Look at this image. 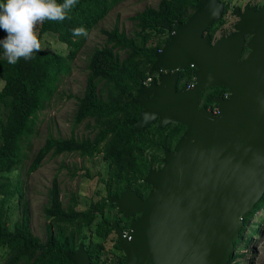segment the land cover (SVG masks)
Here are the masks:
<instances>
[{
    "label": "water",
    "instance_id": "obj_1",
    "mask_svg": "<svg viewBox=\"0 0 264 264\" xmlns=\"http://www.w3.org/2000/svg\"><path fill=\"white\" fill-rule=\"evenodd\" d=\"M200 2L155 53L151 72H169L142 84L131 101L143 108L127 119L135 131L156 119L159 128H186L174 150L165 149L163 165L145 176L152 187L145 198L127 187L111 199L126 216L140 213L127 233L113 225L124 264H229L244 217L264 195V5L235 8L236 31L213 41L205 32L222 18L224 3ZM187 67L196 69L193 87L179 85L178 70ZM218 86L228 97L215 99L216 111L202 106V92ZM65 254L72 264H92L84 244Z\"/></svg>",
    "mask_w": 264,
    "mask_h": 264
},
{
    "label": "trees",
    "instance_id": "obj_2",
    "mask_svg": "<svg viewBox=\"0 0 264 264\" xmlns=\"http://www.w3.org/2000/svg\"><path fill=\"white\" fill-rule=\"evenodd\" d=\"M121 1L78 0L69 13L70 19L38 25L42 43L44 35L52 33L66 45L65 53L43 47L32 60L21 59L15 65L0 56V78L4 81L0 89V264H72L65 252L76 251L91 234L97 238L91 239L90 249L101 251L112 232L104 221L95 224L96 209L102 210L110 205L114 193L112 187L107 188V196L101 201H92L87 208L78 207L79 196L75 192L64 206L58 174L53 178L44 207L47 220L45 240L32 229L27 201L22 203V216L13 223L9 210L12 200L24 198L23 182L18 179L13 184L11 178V173L25 156L23 143L34 132L40 111L57 92L63 76L71 73L73 61L87 39L83 35L74 36L72 29L83 26L90 34ZM201 6L200 0H160L157 6L148 5L131 17L134 28L130 35L118 23L112 29H102L106 42L96 47L89 58L87 84L83 95L77 97L74 115V126L87 119V127L92 133L81 138L75 134L70 137L49 135L36 152L28 172L40 168L49 154L57 157L75 152L83 157L102 154L111 168L110 179L120 186V190L131 185L133 180H143L158 153L163 152L164 147L171 149L185 126L173 123L159 128L154 122L135 131L127 119L138 117L142 109L131 101L141 84L153 76L150 68L156 59V51L169 41V35L178 24L184 23ZM6 35L0 29V39ZM195 74L196 69L190 67L182 76L194 81ZM227 92L222 86L205 89L201 94L202 106L216 108L215 99ZM150 154L154 160L149 158ZM76 170H70L73 176ZM263 208L264 195L244 217L245 225L235 247L242 240L251 239L259 229L252 219ZM91 250L88 252L92 257ZM236 257L235 254L229 264H235ZM114 258L112 264L126 261L124 254L114 253Z\"/></svg>",
    "mask_w": 264,
    "mask_h": 264
},
{
    "label": "rangeland",
    "instance_id": "obj_3",
    "mask_svg": "<svg viewBox=\"0 0 264 264\" xmlns=\"http://www.w3.org/2000/svg\"><path fill=\"white\" fill-rule=\"evenodd\" d=\"M159 1L123 0L114 6L106 17L90 32L73 61L71 73L63 76L57 92L46 104L45 108L40 111L34 132L23 143L25 156L23 161L19 163L18 168L11 173V178L13 184H16L18 179L23 182L24 198L21 200L16 197L10 202L11 223L22 216V203L27 201L30 209L32 229L42 240L46 239L47 220L44 214V207L47 204L48 191L56 174H58L61 189L60 197L64 206L69 203L73 192L79 195L81 205L85 206L90 202L93 194L101 188L99 177L106 173L107 168L101 157L97 158L95 162L83 159V163L92 172H97L95 174L97 177L91 178L82 173H78L75 178L71 177L69 170L62 167L63 164L70 166L79 164L81 159L76 153H64L57 157L49 154L44 159L41 167L35 172L29 173L28 168L36 152L43 146L49 135L70 137L75 134L79 138L85 135L84 124L74 126V115L77 108V97L83 95L87 84L89 58L96 47H101L106 42V35L102 32V29H112L118 23L120 28L130 35L134 28V22L131 17L148 5L157 6ZM243 1L245 2L246 0ZM43 47L55 51L60 50L63 53L67 51L66 45L52 33L44 35ZM0 56H3L2 51H0ZM3 86L4 81L0 78V89ZM253 221L257 222L256 225L259 226L257 227L259 229L255 230L251 239L242 240L237 245L235 264H264V208L253 217ZM114 253V250L109 248L105 255L115 259Z\"/></svg>",
    "mask_w": 264,
    "mask_h": 264
},
{
    "label": "flooded vegetation",
    "instance_id": "obj_4",
    "mask_svg": "<svg viewBox=\"0 0 264 264\" xmlns=\"http://www.w3.org/2000/svg\"><path fill=\"white\" fill-rule=\"evenodd\" d=\"M220 1H222L224 3L223 16L219 21L215 22L212 26H210L205 32V34H209L212 37L213 41H216V40L220 39L221 37L228 36L231 33H234L236 31L235 25L240 20V16H238L237 13L236 14L234 13L235 8L239 7V11H240V13H242L245 11V7L247 5H249L250 9H254L255 11H258L264 5V0H246L245 2L243 0H220ZM251 38H252V35H246L245 36L246 41H249ZM248 52H249V50L247 48H245L244 54L246 55V54H248ZM188 68H190V67H187V68L182 69V70H178L180 73V75H179V85L180 86L187 85L188 87H193L195 85V79L193 81L192 79H190L188 77L183 78V76H182L183 71H186V69H188ZM168 72H169L168 70H160L158 72H154L153 76H151L150 78H151V80H153V79L158 80V76L160 74L168 73ZM172 72L175 73L176 71H172ZM151 80L148 79L144 83L147 84ZM144 83H142V84H144ZM141 109H142L141 110V112H142L143 108L141 107ZM141 112L139 113V115L141 114ZM139 115H138V117H139ZM138 117H134V118L137 119ZM154 122L157 123L158 119H156L152 123H154ZM82 124H84V128L86 129L85 135L91 134L92 129H89L87 127L88 126V120L86 119V121ZM169 125H171V124H169ZM184 131H185V129H184ZM176 142L174 143V145L172 146L171 149H169L168 147H164V151L158 153V157L154 161L153 166H151L150 169H159L163 165V158L165 155V149L168 148L169 150L173 151ZM73 153H75V152H73ZM76 154H78L77 156L81 159L80 160L81 162L79 164L77 163L73 166L67 165L68 168L65 167L69 170V174L71 177L75 178L78 173H82L83 175L86 174V175H88L87 177H89V178L97 177V176H95V174L97 172H92L91 169L83 163V159L88 160L89 162H91L92 160H93V162H95V160L97 158L101 157L102 160L104 161V164L107 167L106 171H105L106 175L104 174L103 176L99 177V183H100L101 188L99 190H97L96 193L93 194L90 202H88L85 206L81 205V202L78 198V202H79L78 207L79 208H81V207L87 208V207H89V204L92 201H96V200L101 201L103 197L107 196V193H108L107 188L112 187V190L114 191V193L110 198V201H109L110 205H107L102 210L96 209V211H95V213H96L95 224H97V222H99V221H104L112 229V232L109 234L108 238L104 242V247L102 248L101 251H96V252H94V250L90 249L89 244L91 242V239L97 238V236L95 234H91V236L88 237V239L86 240L85 244L81 243V244L85 245V249L87 251L91 250L93 252L92 257L90 256L92 264H112L113 259H111L110 256L105 255L107 249L112 248L116 254L117 253L119 255L124 254V251L122 250L121 246L117 247V243L119 245H120V243L118 240L116 228L113 227V225L116 223L119 225V227H121L124 231H126L129 227L128 226L126 228V225L128 223H131L133 220L137 219L140 216V213H134V214H131L130 216H126L124 211H120L117 204L112 203V201H111L112 197L113 196L120 197L122 195V193L125 191V189L127 187H129L133 192H136L138 196H140L141 198H145L148 195V193L150 192V190L152 189V187L150 185H148L147 183H145L144 178H143V180H141L139 182H136L135 180H133L131 185H125L124 189L120 190V186H118L115 181H112L110 179V169L111 168L109 166V163L103 159L102 154H97L95 156L86 155L85 157L81 156L79 153H76ZM71 155H73V154H71ZM149 158L151 160L155 159V157H153L152 154L149 155ZM89 166H90V164H89ZM75 168L77 169L76 170L77 173L74 174V176H73L71 173H72V171H74ZM70 170H72V171H70ZM148 186L150 188L148 190H146ZM108 244H110V245H108ZM79 246H78V248H79ZM116 264H118V263H116Z\"/></svg>",
    "mask_w": 264,
    "mask_h": 264
},
{
    "label": "clouds",
    "instance_id": "obj_5",
    "mask_svg": "<svg viewBox=\"0 0 264 264\" xmlns=\"http://www.w3.org/2000/svg\"><path fill=\"white\" fill-rule=\"evenodd\" d=\"M77 3L78 0H0V29L7 34L0 39V51L7 63L32 60L43 50L37 26L70 19L69 13ZM72 34L89 35L83 26L72 29Z\"/></svg>",
    "mask_w": 264,
    "mask_h": 264
},
{
    "label": "built area",
    "instance_id": "obj_6",
    "mask_svg": "<svg viewBox=\"0 0 264 264\" xmlns=\"http://www.w3.org/2000/svg\"><path fill=\"white\" fill-rule=\"evenodd\" d=\"M149 80H151V78H149ZM225 96L228 97V92L225 94ZM216 110H217V107L214 108V111H216ZM125 232L127 233V230Z\"/></svg>",
    "mask_w": 264,
    "mask_h": 264
}]
</instances>
